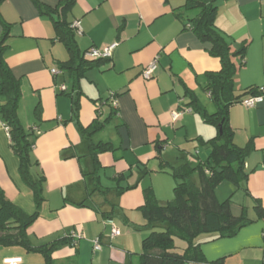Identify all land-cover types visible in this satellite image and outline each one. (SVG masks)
<instances>
[{
    "label": "crops",
    "instance_id": "1",
    "mask_svg": "<svg viewBox=\"0 0 264 264\" xmlns=\"http://www.w3.org/2000/svg\"><path fill=\"white\" fill-rule=\"evenodd\" d=\"M37 1L53 8L64 0ZM183 4L184 0H75L64 19L83 57L92 60L85 56L88 49L117 44L110 59L84 71L77 82L60 68L70 55L51 17L42 15L32 0L0 5V39L9 25L4 58L21 83L17 116L26 131L39 130L32 131L30 156L37 165L31 172L44 178L45 201L26 230L28 241L37 248L68 240L72 231L81 235L75 244L53 251L51 264H138L143 236L134 232L141 226L136 222L145 191L150 189L161 204L159 191H172L173 196L174 180L167 173L171 167L195 166L208 158L210 151L203 143L214 138L217 129L189 103L194 96L212 114L205 103L215 107L204 91L205 75L219 71L220 63L187 27L197 13L191 16L179 9ZM215 5V25L232 50L246 44L244 65L234 78V96L242 100L250 96L249 90L264 88V0H218ZM74 22H79L80 34L72 30ZM154 58L157 70L144 80L141 71ZM53 69L59 73L52 75ZM111 96L117 99L116 109ZM173 114L178 115L175 120ZM95 123L101 126L95 129ZM228 123L234 144L249 147L244 158L247 179L238 188L223 182L215 192L224 183L232 185L227 197L231 213L245 215L249 222L233 237L203 243L219 240L214 248L200 247L207 262L200 264L221 258L226 264V257L241 252L264 264V102L254 108L231 105ZM100 143L109 149L92 155ZM9 144L0 126V189L8 201L32 214V191L19 175V161ZM234 192L237 203L232 201ZM112 225L119 236H111ZM96 240L98 251L93 249ZM6 258L47 264L40 253L23 247H0V264Z\"/></svg>",
    "mask_w": 264,
    "mask_h": 264
},
{
    "label": "trees",
    "instance_id": "2",
    "mask_svg": "<svg viewBox=\"0 0 264 264\" xmlns=\"http://www.w3.org/2000/svg\"><path fill=\"white\" fill-rule=\"evenodd\" d=\"M6 0H0V5ZM75 0H64L55 7L41 4L37 0L32 3L42 15L50 16L54 22L57 37L64 44L70 59L62 63L61 69H66L75 77V82L84 71L96 66L103 60H88L79 52L74 34L64 16L73 7ZM218 0H184L181 10L196 11L194 18L189 20L187 27L197 39L209 45L210 56L219 60L220 69L208 72L204 91L216 107V111L207 114L203 105L196 97L191 96L189 106L198 113L205 123L215 126L217 135L204 142L209 148V156L204 162L195 166L188 163L170 168L167 172L174 180L173 196L165 204H159L152 191L147 189L144 203L139 208L145 221L144 226L150 232L141 242V252L138 264H193L207 263L200 249V244H194L193 238L201 233H216L214 239L230 238L244 227L249 220L245 215L234 216L231 213V201L227 198L218 201L216 188L223 182L240 187L247 179L244 169V158L249 147L240 148L233 142V131L228 123V109L239 103L234 96V78L237 70L244 65L246 44L232 50L231 43L215 25ZM178 10V9H177ZM56 15L59 20H54ZM9 25L3 27L0 39V122L9 128L10 148L18 158V171L22 181L32 191L35 211L27 214L8 201L0 189V247H23L29 252L40 253L47 264H51V253L63 245L72 244L71 239L56 240L41 247L30 245L26 230L36 221L39 208L45 201L43 196L42 176L34 177L32 168L37 165L31 160L33 147L32 129L26 131L17 116L21 100V83L15 78L7 65L4 55L7 51ZM238 58V62L234 60ZM77 78V79H76ZM250 96L257 95L258 90H249ZM38 115V108L35 111ZM95 123V129L100 127ZM219 130L221 133L219 134ZM108 144L100 143L92 148V155L105 152ZM164 171V169H162ZM198 177V185L192 179V174ZM257 211L259 208L256 207ZM179 236L187 241V248L181 253L174 245L173 236ZM264 258V253H263ZM208 264H224V259H218Z\"/></svg>",
    "mask_w": 264,
    "mask_h": 264
},
{
    "label": "built area",
    "instance_id": "3",
    "mask_svg": "<svg viewBox=\"0 0 264 264\" xmlns=\"http://www.w3.org/2000/svg\"><path fill=\"white\" fill-rule=\"evenodd\" d=\"M72 30H74L75 33H77V34L81 33V28H80L79 22H74L72 24ZM116 46H117V44L114 43V44H111V45H109L105 48H102V49L90 48L85 52V56L92 59V60H96V59L108 60L111 58L112 52L116 48ZM156 70H157V58H154L147 66H145L142 69L141 77L144 80H150L153 77ZM58 73L59 72L55 69L51 70L52 75H57ZM59 90L61 92H64L66 90V87L64 85H61ZM110 102H111L112 107L114 109H116L117 108V99L115 96L110 97ZM263 102H264V88H259L257 95H252V96L246 97V98L240 100L239 104H241L242 106H244L246 108H254V107L262 104ZM97 108L99 110L100 105H98ZM177 116H178L177 114H173L172 117L175 120L177 118ZM0 126L3 128V130L5 131L7 136L9 137V128L1 122H0ZM32 131L35 134H39V130L36 127L32 128ZM263 170H264V164H263ZM110 233H111L112 237H117L120 235V231L113 225H112ZM69 237L71 238L72 243L75 244V242L81 237V235H80V233H78L76 231H72L70 233ZM263 237H264V232H263ZM93 249L95 251L100 250V245H99L98 240H96L94 242ZM20 263H21L20 258H6L3 260V264H20Z\"/></svg>",
    "mask_w": 264,
    "mask_h": 264
},
{
    "label": "rangeland",
    "instance_id": "4",
    "mask_svg": "<svg viewBox=\"0 0 264 264\" xmlns=\"http://www.w3.org/2000/svg\"><path fill=\"white\" fill-rule=\"evenodd\" d=\"M197 12L196 11H193V12H190V15H195ZM203 97V96H201ZM206 105H207V109H208V112L209 113H214L216 111V108L214 106H212L211 104L205 102ZM100 118H102V116H100ZM191 179L192 181L198 185V177L196 174H192L191 176ZM173 182V181H172ZM175 184V182H173V185ZM223 187L220 189V191H216L215 192V196L218 198L219 201H223L224 199H226L230 192L233 191V186L232 185H229L228 183H224V185H222ZM173 188V186H172ZM228 188V189H227ZM159 198H162L163 200H161V204H165L166 203V200L165 199H171L172 198V191L168 192V194H164V192H161L159 191ZM232 201H234V203H237L238 202V198H237V192L233 194L232 196ZM237 201V202H236ZM160 203V202H159ZM236 207H234V213H236ZM138 221L139 222H136L137 224L141 225L139 226L138 230L139 233H135L134 231V234H138V236L140 237L141 235L143 236V239L148 236L150 230L149 228L145 227L144 224H145V221L142 217L141 214H139V216L137 217ZM216 233H201L199 235H197L196 237L193 238V243L194 244H201L200 247H204L206 248L207 246H209L208 248H214L216 246V242H218L219 240H222V239H219L218 241H215V242H209L207 244H203L209 240H211L212 238H215L216 237ZM137 236V235H136ZM142 241V240H141ZM141 241H140V247H138V250L141 248ZM173 241H174V245L175 247L177 248V251L178 252H183L187 246H188V243L187 241H185L184 239L180 238L179 236L175 235L173 236ZM140 251V250H139ZM246 253H237V254H234V255H230L228 257L225 258V261H226V264H257V260L256 261H253L255 260V258L251 259V257H247L245 258ZM213 259H216V258H213Z\"/></svg>",
    "mask_w": 264,
    "mask_h": 264
},
{
    "label": "water",
    "instance_id": "5",
    "mask_svg": "<svg viewBox=\"0 0 264 264\" xmlns=\"http://www.w3.org/2000/svg\"><path fill=\"white\" fill-rule=\"evenodd\" d=\"M221 133V130H219V134Z\"/></svg>",
    "mask_w": 264,
    "mask_h": 264
}]
</instances>
